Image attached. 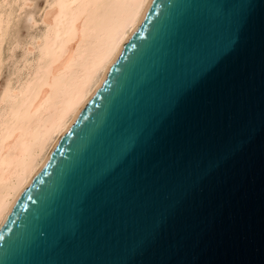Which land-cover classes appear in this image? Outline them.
<instances>
[{"label":"water","instance_id":"1","mask_svg":"<svg viewBox=\"0 0 264 264\" xmlns=\"http://www.w3.org/2000/svg\"><path fill=\"white\" fill-rule=\"evenodd\" d=\"M207 22L235 42L150 103L178 38ZM130 118L154 126L123 173L131 194L80 205L86 162ZM0 264H264V0H151L5 216Z\"/></svg>","mask_w":264,"mask_h":264},{"label":"bare ground","instance_id":"2","mask_svg":"<svg viewBox=\"0 0 264 264\" xmlns=\"http://www.w3.org/2000/svg\"><path fill=\"white\" fill-rule=\"evenodd\" d=\"M150 1L47 0L42 14L26 16L31 33L20 41L17 25L29 0H0V225Z\"/></svg>","mask_w":264,"mask_h":264},{"label":"snow or ice","instance_id":"3","mask_svg":"<svg viewBox=\"0 0 264 264\" xmlns=\"http://www.w3.org/2000/svg\"><path fill=\"white\" fill-rule=\"evenodd\" d=\"M225 39L211 22L194 29L190 38H178L171 61L149 85V102L167 99L179 93L221 52L234 43ZM153 127L131 120L114 128L108 139L102 141L92 159L86 162L77 189V202L92 208H101L117 195L129 192L123 173L130 159L134 160L137 146L152 134Z\"/></svg>","mask_w":264,"mask_h":264},{"label":"rangeland","instance_id":"4","mask_svg":"<svg viewBox=\"0 0 264 264\" xmlns=\"http://www.w3.org/2000/svg\"><path fill=\"white\" fill-rule=\"evenodd\" d=\"M46 2H47V0H29V6L28 7H26V9H24V11H23V13L25 14H23L22 13V15H21V22H19L18 23V25H17V31H18V38L19 39H21L20 41H23V40H25L24 38L25 37H27L28 36V34H30L31 33V29H29V31H28V23H27V21H26V16L28 15V14H39L38 12L40 11V14H42V11L44 10V8L46 7ZM44 4V5H43ZM35 5V6H34ZM26 10V11H25ZM34 11H35V13H34ZM37 11V12H36ZM27 12V13H26ZM23 28V29H22ZM25 29V30H24ZM33 31H34V29H33ZM32 31V32H33ZM28 33V34H27ZM25 34H27V36L25 35ZM23 36V37H22ZM22 38H23V40H22ZM20 48H18V49H16L17 51L19 50ZM16 50H14V52H13V55L14 56H18L19 55V53L21 52V50H19L18 52L16 51ZM4 73H5V71H4ZM2 74V76L0 77V86H1V84H2V80H3V78H4V76H5V74Z\"/></svg>","mask_w":264,"mask_h":264}]
</instances>
